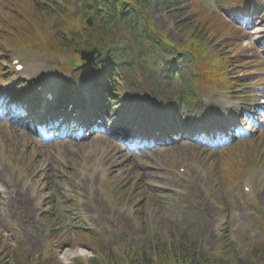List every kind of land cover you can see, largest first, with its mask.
<instances>
[{"label":"rangeland","instance_id":"374dc122","mask_svg":"<svg viewBox=\"0 0 264 264\" xmlns=\"http://www.w3.org/2000/svg\"><path fill=\"white\" fill-rule=\"evenodd\" d=\"M189 2L178 0V7H172L166 0H148L143 12L152 20L157 34H166L173 44L186 43ZM200 5L224 15L226 21L244 26L242 35L235 36L226 30L225 38L219 39L213 47L225 48L224 53L232 43L242 42L249 56L246 58L262 62L258 69L264 76V15L261 11L250 21V16L247 19L242 10H224L220 0H203ZM0 11L5 18H16L14 13L6 11L1 1ZM75 11L73 16L77 18ZM63 24L62 18H55L47 32L54 36L51 30ZM113 27L116 38L112 54L81 67L74 81L68 79L66 72L56 71L57 61L62 60L63 55L26 52L21 54L24 59L21 63L30 77L40 78L62 98H72L75 92L79 95L90 81L93 82L92 94L100 89L102 73L111 65H117L121 94L131 114H146L151 104L158 107L161 103V109L171 106L180 91L188 92L192 73L189 60L145 49L138 40L140 24L138 27L135 22L119 20ZM67 50L65 47L64 52ZM12 57L10 54L2 61L8 70L12 66L8 67L7 59ZM168 66L176 72L172 79L165 73ZM18 78L11 79L7 75L5 79L10 82ZM258 85H261L259 92L264 104V80ZM17 89L21 91L22 87ZM195 90L199 93L197 100L183 112L180 110L184 132L191 123L193 131L194 127H202L200 121L209 126L233 121L243 110V104L234 105L226 94L215 93L207 99L200 94V85ZM155 106L150 113L156 114ZM159 113L158 109L157 115ZM9 118L3 122L8 127L0 123V251L10 254L9 258L17 255L28 264H42L40 254L49 247L53 251L52 258L60 264L85 262L94 254L81 252V245L61 244L60 239L61 236L69 238L70 229L86 225L88 230L102 232L106 251H112L117 258L123 253L121 247L150 256L154 244L163 252L183 248L190 253L196 251L200 256H216L221 244L231 248L239 259L249 258L254 248H259V253L264 255V168L259 166V161L264 159L263 126H251V132L255 133L251 138L259 141L241 139L224 161L220 158L222 152H207L200 142L184 138L158 150L135 154L125 149L127 146L123 143L118 146L115 141L120 132L109 129L81 141L44 146L26 134L25 125ZM113 118L114 115L109 116ZM34 152L36 157L32 155ZM237 158L241 167L252 162L253 170L258 169L252 174L255 191L250 198L241 196L238 184H227V161ZM21 171L25 174L23 177ZM183 175L188 181L183 182ZM34 181L39 185L34 186ZM106 182L113 187L111 193L117 201L113 200L114 204L109 202L110 193H105ZM20 187L31 201L27 202L18 194V191L23 193ZM255 198L258 207L254 204ZM50 218H55L56 222L47 220ZM118 227H122V232ZM45 263L50 264V261Z\"/></svg>","mask_w":264,"mask_h":264},{"label":"trees","instance_id":"16d2710c","mask_svg":"<svg viewBox=\"0 0 264 264\" xmlns=\"http://www.w3.org/2000/svg\"><path fill=\"white\" fill-rule=\"evenodd\" d=\"M35 8L32 6H25L27 15L37 22L40 27L45 23H50L49 16L64 17L65 23L60 28L59 37L56 40L49 41V51H58L62 47L71 48L70 53L79 57L76 53V49L79 45L83 44H98L101 49H108L114 39L116 38V32L114 31L113 24L119 20L125 23H133L139 27L138 39L141 40L145 46H158V49L165 53H172L174 55H184L190 58L191 55H196L199 60H193V64L196 68L195 74L200 80V84L205 88L211 85L217 84L220 81H225L230 85V89H243L246 90V99L253 100L252 98L257 95V92L251 91L252 82L255 78L250 74L251 69L247 66H241L244 60L239 59L242 53L241 44H233L228 50L223 53L225 48L221 50L219 47H213L219 39L225 38L224 33L226 30L231 29L237 31L239 29L226 22L224 18L217 11H208L203 8L200 1L191 0L189 4L190 12L186 16L189 17L186 22L185 30L187 32V41L183 44L167 46V38L165 35L157 34L152 20L145 15L143 8L148 5V0H35ZM171 1L172 7L177 5V0ZM223 4L230 7V0H220ZM26 3V2H25ZM41 8V10H38ZM78 10L84 15H80L78 18H74L73 12ZM181 12V11H178ZM185 15V14H184ZM93 17L94 26L88 28L87 18ZM46 17V18H45ZM40 21L41 23H39ZM28 31H33L31 27L24 24ZM119 26V25H118ZM33 33V32H32ZM44 33V31H43ZM226 44H229L227 39ZM35 48H42L43 44L41 40L36 39L35 36H31L28 40ZM237 55L235 58L234 56ZM238 60V62H235ZM215 64V65H213ZM243 75V78H231L238 74ZM113 80L111 83L115 84L117 91L120 90L119 79L117 76V67L113 66ZM105 76L108 77L107 72ZM107 79V78H106ZM232 80V81H231ZM227 84V85H228ZM241 95L236 93L235 95ZM233 96V95H231ZM182 99V98H181ZM87 242V241H86ZM96 243V238L88 239L87 245L91 249L99 254V257H95L82 264H153V261L144 259L140 263L132 261H119L116 260L110 253H107L104 247ZM230 254V253H229ZM225 254L224 256L230 257L231 255ZM128 260L130 256H127ZM229 260V259H228ZM0 264H11L7 261V258L0 254ZM12 264H28V262L22 258H13ZM160 264H264V261L258 259V252L252 254L248 262L241 260L236 261H211L208 258L204 259V262H198L194 257L191 258L189 254L185 257L179 258L178 255H168L166 259Z\"/></svg>","mask_w":264,"mask_h":264},{"label":"water","instance_id":"95a60500","mask_svg":"<svg viewBox=\"0 0 264 264\" xmlns=\"http://www.w3.org/2000/svg\"><path fill=\"white\" fill-rule=\"evenodd\" d=\"M96 52V50L95 51H93V52H90V53H83V59L84 60H86L87 61V63H91V62H93L94 61V57H93V55H94V53Z\"/></svg>","mask_w":264,"mask_h":264},{"label":"bare ground","instance_id":"6f19581e","mask_svg":"<svg viewBox=\"0 0 264 264\" xmlns=\"http://www.w3.org/2000/svg\"><path fill=\"white\" fill-rule=\"evenodd\" d=\"M81 252H82V250H81Z\"/></svg>","mask_w":264,"mask_h":264}]
</instances>
